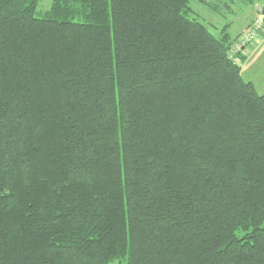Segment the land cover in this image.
Wrapping results in <instances>:
<instances>
[{"label":"trees","instance_id":"obj_1","mask_svg":"<svg viewBox=\"0 0 264 264\" xmlns=\"http://www.w3.org/2000/svg\"><path fill=\"white\" fill-rule=\"evenodd\" d=\"M190 1L0 0V264H264V94Z\"/></svg>","mask_w":264,"mask_h":264},{"label":"rangeland","instance_id":"obj_2","mask_svg":"<svg viewBox=\"0 0 264 264\" xmlns=\"http://www.w3.org/2000/svg\"><path fill=\"white\" fill-rule=\"evenodd\" d=\"M210 5H205L201 3L198 0H191L190 1V7L194 11V14L203 21L207 27L211 28L212 32L218 36L216 28L221 29L225 25H230V33L235 36V34L238 32V30L243 26V22L245 19L249 16V10L251 7L241 3L235 2V0L231 1L230 8H226L224 5V1L221 0V3H219V0H206ZM230 1V0H227ZM239 1V0H238ZM258 2L256 4H259L258 6V15L254 18L256 19L261 13H264V0H257ZM52 0H42L40 7L38 9V12L36 14L37 17L42 16L40 13L45 12L48 10L51 6ZM253 19V20H254ZM242 34V33H241ZM264 35V34H262ZM238 37V36H237ZM262 38V36H261ZM256 44V42L254 43ZM251 52V47L248 49ZM247 50V53H248ZM250 52L248 54H250ZM250 60V59H249ZM247 61V59H245ZM250 61H247L246 64L248 65ZM245 62L241 63V66L243 67L244 73L243 78L246 81H255L254 83L257 84V92L260 94H264V65H261V68H259V75L257 77V72L254 70V67H251L250 69H247L246 66H244ZM256 78V79H255Z\"/></svg>","mask_w":264,"mask_h":264},{"label":"built area","instance_id":"obj_3","mask_svg":"<svg viewBox=\"0 0 264 264\" xmlns=\"http://www.w3.org/2000/svg\"><path fill=\"white\" fill-rule=\"evenodd\" d=\"M264 34V13H261L253 20L251 26L240 34L232 44L229 51V57L232 61L237 62L238 56L247 54V50L257 42Z\"/></svg>","mask_w":264,"mask_h":264},{"label":"crops","instance_id":"obj_4","mask_svg":"<svg viewBox=\"0 0 264 264\" xmlns=\"http://www.w3.org/2000/svg\"><path fill=\"white\" fill-rule=\"evenodd\" d=\"M257 1V0H256ZM259 4H255L251 7V9L249 10V16L245 19V21L243 22V26L238 30V32L235 34L234 38H236L238 35H240L243 31H245L253 22V19L258 15V6ZM251 47V52L248 50V53L250 52V54H246L245 59H247V61H250L249 64L247 65L246 62L247 61H243L245 62L243 65L247 67V69H250L251 67H254V70H256L257 72V77L259 75V68H261V65H264V35H262V38H260L256 44H253ZM250 59V60H249ZM241 70H242V74L244 73L243 67L241 66ZM256 79V78H255ZM252 82L255 86V88H257V84H255L253 81V79H251ZM264 93V92H263Z\"/></svg>","mask_w":264,"mask_h":264}]
</instances>
